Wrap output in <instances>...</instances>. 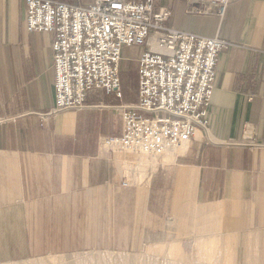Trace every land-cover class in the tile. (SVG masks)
I'll return each instance as SVG.
<instances>
[{
    "label": "crops",
    "instance_id": "crops-1",
    "mask_svg": "<svg viewBox=\"0 0 264 264\" xmlns=\"http://www.w3.org/2000/svg\"><path fill=\"white\" fill-rule=\"evenodd\" d=\"M160 5L169 26L233 45L219 55L208 129L152 157L100 145L123 132L104 90L82 110L43 116L56 104L55 35L28 30L25 0H0V264L138 249L171 224L219 264H264V0H230L223 16ZM144 50L123 48L121 70L137 66L124 101L139 99Z\"/></svg>",
    "mask_w": 264,
    "mask_h": 264
},
{
    "label": "built area",
    "instance_id": "built-area-1",
    "mask_svg": "<svg viewBox=\"0 0 264 264\" xmlns=\"http://www.w3.org/2000/svg\"><path fill=\"white\" fill-rule=\"evenodd\" d=\"M189 11L224 15L230 0H187ZM27 28L52 32L55 107L44 114L88 107L89 92L104 90L121 103L123 132L105 136L109 151L160 157L208 129L221 52L233 43L168 25L172 10L160 0H25ZM144 47L135 103L123 100L124 47ZM128 185V181L123 182Z\"/></svg>",
    "mask_w": 264,
    "mask_h": 264
},
{
    "label": "rangeland",
    "instance_id": "rangeland-1",
    "mask_svg": "<svg viewBox=\"0 0 264 264\" xmlns=\"http://www.w3.org/2000/svg\"><path fill=\"white\" fill-rule=\"evenodd\" d=\"M187 5L190 8L188 1ZM202 12L206 14L215 13L214 11ZM133 53V50L128 49L125 54L131 57ZM121 79L123 88L134 89L136 87L137 66L134 61L131 64L122 65ZM124 102L131 103L128 101ZM119 103L121 101L116 104ZM116 104L108 106L118 110L114 107ZM257 145V143L249 144L251 147ZM125 170L127 172L124 178L130 179L129 168L127 167ZM162 238L161 234L156 235L155 233L154 238H151L150 235L147 241L146 238L144 239L138 249L91 251L69 256L47 257L16 264H219L213 256L209 255L206 243L197 240L198 236L195 235H181L177 231L176 224H171L168 234L164 236V239Z\"/></svg>",
    "mask_w": 264,
    "mask_h": 264
}]
</instances>
